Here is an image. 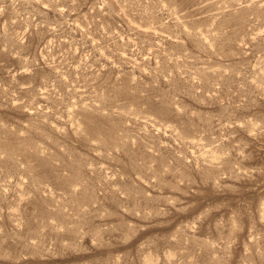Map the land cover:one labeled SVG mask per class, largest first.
Segmentation results:
<instances>
[{
  "label": "rangeland",
  "instance_id": "obj_1",
  "mask_svg": "<svg viewBox=\"0 0 264 264\" xmlns=\"http://www.w3.org/2000/svg\"><path fill=\"white\" fill-rule=\"evenodd\" d=\"M0 264H264V0H0Z\"/></svg>",
  "mask_w": 264,
  "mask_h": 264
}]
</instances>
